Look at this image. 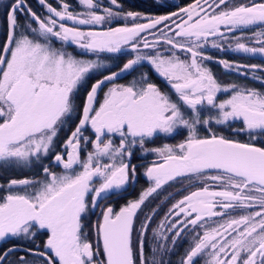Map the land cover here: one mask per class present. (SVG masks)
I'll return each mask as SVG.
<instances>
[{"label":"snow or ice","instance_id":"6c2138e0","mask_svg":"<svg viewBox=\"0 0 264 264\" xmlns=\"http://www.w3.org/2000/svg\"><path fill=\"white\" fill-rule=\"evenodd\" d=\"M76 3L36 0L38 12L0 0V174L31 173L0 183V264H170L186 237L178 264H264V64L220 59L261 88L224 83L204 51L213 38L264 58V0H193L156 16ZM150 156L139 165L148 187L89 224L136 182L133 159ZM174 184L184 194L165 197L175 202L163 217L158 205L141 218Z\"/></svg>","mask_w":264,"mask_h":264},{"label":"trees","instance_id":"16d2710c","mask_svg":"<svg viewBox=\"0 0 264 264\" xmlns=\"http://www.w3.org/2000/svg\"><path fill=\"white\" fill-rule=\"evenodd\" d=\"M193 0H121V3L123 5L124 10H130V11H143L147 13H153V14H161L165 12H169L173 9H175L178 6L185 5ZM69 3L74 4L76 0H68ZM33 8L36 6V0H31ZM165 5H171V7L165 6ZM2 26V25H1ZM3 29V27H2ZM222 57L227 60H233L235 62H242V63H264V58L258 57V56H248L245 54L235 53V52H229L224 51L222 53ZM208 67L212 70L213 74L224 83L227 82H247L252 87L255 88H261V84L257 80H252L251 77L247 81L244 80L243 76H238L235 72H228L226 71L223 66L217 62L211 61L208 64ZM257 75H260V73H257ZM155 79V77H154ZM157 83L160 84L161 87H164V84L156 80ZM225 135H233L229 131H225ZM237 139L241 141H245L247 138L243 135L236 137ZM138 189L136 193L138 194L141 189L144 188V181L143 179L138 180ZM139 190V191H138ZM183 246H180L178 248H175L173 253L169 256L170 264H178V261L175 260L178 257V254L181 251V248Z\"/></svg>","mask_w":264,"mask_h":264},{"label":"rangeland","instance_id":"374dc122","mask_svg":"<svg viewBox=\"0 0 264 264\" xmlns=\"http://www.w3.org/2000/svg\"><path fill=\"white\" fill-rule=\"evenodd\" d=\"M51 2H52L53 4H56V3H57V0H51ZM101 2H102L103 4H107V3H108V0H101ZM192 2H193V1H191V2H189V3H187V4H185V5L178 6V7H176L175 9H173V10H171V11H169V12H165V13H161V14H153V13H147V12H143V11H134V12H140V13H143V14H145V15H150V16L166 15V14H168V13H170V12L178 11V10H179V7H185V6H187L188 4H190V3H192ZM69 4H70L73 8H76V9L78 10V5H77L76 2H75L74 4H71V3H69ZM34 10H36V11H38V12L41 11V9L39 8V6H38L37 4H36ZM125 11H130V10H125ZM1 20H2V16H0V42H2L3 39H4V36H3V29H2V26H1V25H2V21H1ZM141 22H145V21H141ZM121 23H123V21H121ZM112 26L115 27V26H117V24H116V23H113ZM237 35H238V33H237ZM148 38L151 39V37H148ZM212 39H213V38H210L209 43L206 44V45H205V48H204V51H205L206 55L212 57L211 60L206 61L207 66H208V64H209L211 61L217 62V61L220 60V59H224V58L222 57V53H223L224 51L233 52V51H231V49L229 48V43H230V41H224V42H223V48H222V49H217V48L212 47V44H211V40H212ZM217 42L220 43V41H217ZM232 46L234 47V43H233ZM164 47H167V46H164ZM69 50L72 51L73 49L70 48ZM258 57H259V56H258ZM127 58H129V57H124L123 60L120 61V63H122V61H126ZM226 60H227V59H226ZM228 61H230V62H234V63H238V64H247V63H242V62H235V61H233V60H228ZM217 63H218V62H217ZM249 64H253V63H249ZM255 64H264V63H255ZM114 70H116V69H114ZM260 75H262V73H260ZM118 82L123 83V82H122V79H121L120 81H118ZM221 98H223V97H221ZM182 137H183V136H182ZM182 139H183V138L177 137L175 140H172V141H160V142H161V143H171V144H175V143H179L180 140H182ZM147 162H150V161H147ZM141 169L143 170V168H141ZM142 175H143V173H142ZM142 179L145 180V181H144V183H145L144 185H145V186H144V188H143V189H145V188L148 187V182H147V180H146V178H145L144 176L142 177ZM4 182H5V181H1V180H0V183H4ZM180 188H181V187H180L179 184H174L173 186H168V185H166V186L160 191L159 195L155 196V198H150V202H148V203L146 204V206H145L144 209H143V212L140 214V215H141V218H143V215H144L145 213L150 212V210H151L152 208H155V207H157V206L159 205V215L156 217V222H158V221L160 220V218L163 217V215H164V213L167 211L168 207L171 205L170 203H171L172 201H174V199H171V198L165 200V197H167L169 193H173L174 196H175V198H176V197L178 196V195H177V191H178ZM143 189H141V191H142ZM141 191H140V192H141ZM140 192H139V193H140ZM132 193H134V194L131 195V196L129 197V199H135V198H137L138 195H139V193H138V194L136 193V190H135V191H132L131 194H132ZM95 211H96V209H95ZM153 226H155V223L153 224ZM184 240H185V241H184V243H183V247L181 248V251H180V253L178 254V257L175 259V260H177V261H179L180 256L183 255L185 248L188 247V243H187L188 238H187V239H184ZM178 247H179V246H178ZM178 247H177V248H178ZM169 256H170V254H169L168 256L165 257V260H166V261L169 260Z\"/></svg>","mask_w":264,"mask_h":264},{"label":"flooded vegetation","instance_id":"af4514ba","mask_svg":"<svg viewBox=\"0 0 264 264\" xmlns=\"http://www.w3.org/2000/svg\"><path fill=\"white\" fill-rule=\"evenodd\" d=\"M1 21H2V20H1ZM123 62H125V61H122V63H123ZM122 63H121V64H122ZM129 79H130V77H129ZM122 82H123V83H126L127 80H126V79H122ZM102 95H103V94L101 93V98H102ZM73 128H74V125H73ZM68 134H69V130L67 129V126H66L65 131L60 133L61 140L65 139V138L67 137ZM177 137L183 138L182 136H177ZM177 137H176V138H177ZM176 138H175V139H176ZM175 139H170V140H167V141H172V140H175ZM157 143H158V144H161L160 141H157ZM151 159H153V157L150 156V157L148 158V161H151ZM132 162L138 166L137 180H136V182H135V183H130V184L128 185V187H127V191H126V192H123L122 194H119V195H112L109 199L101 201V207L96 208V211H94L93 213H90V214H89L88 221H87L89 224L93 223V222L99 217L100 212H101V208L106 207V206H108V205H111V206H113V208H114L116 211H118L119 208H120L122 205H124V204L127 202V200H129V197H130L131 195L134 194V193L131 194V192H132V191H135V190L137 191L138 186H139V184H138L139 181H138V180H139V179H142V177H143L142 173H143V171H144V169L142 170V169H141L142 167H139V165H140L141 163H146L147 161H139V160H136V159L134 158ZM26 175H28V176L31 175V173H30L29 170H27V169H24V170H16V171H14V172L8 173V174H7V177L3 176V174H0V180H1V181H5V179H6V178H9V177H10V178H23V177L26 176ZM180 187H181V186H180ZM138 191H139V190H138ZM182 194H184V193H183V189L180 188V189L177 191V195H178V196H177L175 199H179L180 196H181ZM173 202H175V200L172 201L171 203H173ZM171 203H170V204H171ZM185 239H187V237H186ZM184 241H185V240H181V241L178 242V243H179V247H180V246H183ZM37 242H38V241H37ZM19 243H21V244H26L27 242H25V241H20ZM172 253H173V252H172ZM172 253H170V255H171ZM173 254H174V253H173Z\"/></svg>","mask_w":264,"mask_h":264},{"label":"water","instance_id":"95a60500","mask_svg":"<svg viewBox=\"0 0 264 264\" xmlns=\"http://www.w3.org/2000/svg\"><path fill=\"white\" fill-rule=\"evenodd\" d=\"M260 57V56H259Z\"/></svg>","mask_w":264,"mask_h":264}]
</instances>
